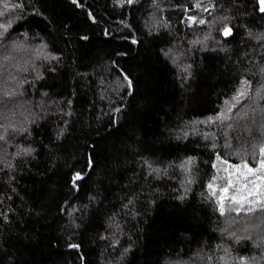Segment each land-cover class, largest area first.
I'll use <instances>...</instances> for the list:
<instances>
[{"label": "trees", "instance_id": "obj_1", "mask_svg": "<svg viewBox=\"0 0 264 264\" xmlns=\"http://www.w3.org/2000/svg\"><path fill=\"white\" fill-rule=\"evenodd\" d=\"M260 8L0 0V264H264Z\"/></svg>", "mask_w": 264, "mask_h": 264}, {"label": "snow or ice", "instance_id": "obj_2", "mask_svg": "<svg viewBox=\"0 0 264 264\" xmlns=\"http://www.w3.org/2000/svg\"><path fill=\"white\" fill-rule=\"evenodd\" d=\"M259 3L261 5L260 10L262 12H264V0H259ZM197 7H199V5H197ZM2 14V13H0ZM0 27H4L3 25H0ZM6 30V28H5ZM230 33V30L226 29L225 30V35H228ZM247 83V82H245ZM129 86H131V82L129 81ZM244 95L243 91H241L239 93V95L237 97H234L233 99L235 100H239V96ZM221 117H217V119H220ZM260 152L262 155H264V147L260 148ZM217 159L219 160L220 157L218 156ZM222 163L227 164V161H223ZM231 168L235 171V173L238 174V177L243 178L244 181H246L243 184V187L240 189H236V191L238 193H243L244 190H248V195H252L253 191H256L257 193L259 192V188L261 187V185L256 184V180H260V181H264V175H259V173H264V159H261L259 162V167L258 168H253L250 167L248 165L247 162L243 163L242 165H229L228 168L225 169V171H228V169ZM248 176H254L256 179L255 180H248ZM75 179H80V176L77 175L75 177ZM228 182L227 185L220 188V192L222 193V195L220 196V211L223 214L224 211V203L223 201L225 199H230L231 201H233L234 203H236L237 205H239V209H234V210H242L244 207V202L247 200V196L244 195H232V196H228L229 193V189H235V185L233 184L232 180H231V173H229V177L227 178ZM251 183L253 188L252 189H248V184ZM210 189H213V195H216V191L214 189V185L210 184L209 185ZM262 195H264V193H261ZM257 203H259V201H257ZM261 207H264V205H261ZM254 209L249 208V211H253Z\"/></svg>", "mask_w": 264, "mask_h": 264}]
</instances>
